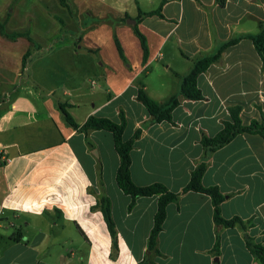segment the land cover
Here are the masks:
<instances>
[{"label":"crops","instance_id":"crops-1","mask_svg":"<svg viewBox=\"0 0 264 264\" xmlns=\"http://www.w3.org/2000/svg\"><path fill=\"white\" fill-rule=\"evenodd\" d=\"M54 1L53 13L59 11L70 29L64 42L35 53L24 69L22 60L13 64L0 53V151L10 160L0 165V264H140L146 258L149 264H261L246 245L251 237L264 246L261 135L239 134L214 151L202 179L225 195L222 217L241 219L247 231L220 228L217 254L212 200L188 191L167 206L156 254L148 251V240L158 197L138 198L129 210L131 197L116 182L113 135L81 127L90 116L118 122L123 111L124 139H130L152 121L137 99V81L143 79L152 99L166 102L196 61L234 38L260 32L264 0H72L77 19ZM156 11L138 25L149 48L143 63L127 20ZM16 14L7 23L11 29L19 22ZM79 32L82 42L76 44ZM19 41L6 42L18 49ZM197 85L203 100L180 97L173 123H150L135 142L130 172L137 186L160 183L180 192L204 154L202 133L217 135L232 120L229 107H241L244 125L264 124V66L250 39L227 47ZM60 105L77 128L66 122ZM102 198L111 203L116 250Z\"/></svg>","mask_w":264,"mask_h":264},{"label":"trees","instance_id":"trees-1","mask_svg":"<svg viewBox=\"0 0 264 264\" xmlns=\"http://www.w3.org/2000/svg\"><path fill=\"white\" fill-rule=\"evenodd\" d=\"M15 1V0H14ZM7 9L3 19H0V36L9 41H16L19 38H26L30 43H34L31 32L32 30H20L14 32H8L6 29V24L12 16L13 8L15 2ZM58 3L66 8L73 19H77V8L72 0H57ZM160 11L141 13L137 18L135 25L131 26V29L135 36L139 39L141 47L143 50V63L147 62L149 57V48L147 44L146 37L139 30V23L141 17L151 15L153 13H159ZM62 27H65V23L61 18H57ZM104 20H99L103 23ZM123 22L126 20L123 19ZM250 39L256 50L258 51L260 57L263 61L264 66V24L257 34L245 35L242 37L234 38L223 45H221L217 51L210 56H206L194 63L193 68L188 75L182 78L180 89L178 93L171 96L166 102L160 103L152 99L147 91L143 79L137 81V99L142 102L146 107L149 114L152 116L151 122H145L140 128H138L132 137L128 140L124 139V132L127 125V120L123 111H120V120L118 122L113 121L106 117H96L90 116L86 122L82 125L81 129L83 131L93 130H105L113 135L114 147L119 156V167L116 172V182L119 188L127 195L131 197V203L129 205V210H132L136 200L141 197H158V207L157 212L154 217V225L148 240V251H153L159 254L157 249V241L160 232L163 230V224L166 219V209L171 203H177L182 194L188 191L199 192L210 196L213 205V219L217 226L216 232V243L215 251L218 254L220 245V228H233L239 227L244 232L247 231L248 226L239 218L225 219L221 214V204L225 200V195L221 193L217 187H206L203 185L202 179L206 169L209 165V160L211 154L227 145L234 137L239 134H259L264 138V124L257 121H252L249 125L242 124L240 119L241 107L234 106L229 107V112L231 114L232 120L224 122L221 131L214 137H210L205 133H202L200 143L204 149V154L202 158L197 162L195 169L191 172L189 183L180 192H171L163 184L155 183L148 186H137L131 178V151L134 147L135 142L142 136L144 129L150 123H161L169 122L173 123L172 113L174 109L180 104V97L188 100H203L204 96L201 90L198 88L197 80L200 74L204 73L212 64L218 62L224 50L236 44L241 38ZM114 43L118 50L121 59L127 63L128 60L124 54L123 48L114 33ZM30 55L28 50L22 59V68L24 69L27 65V59ZM60 109L65 117V120L71 126L77 128L78 125L73 121L70 114L66 112L65 107L60 105ZM100 208L103 211L104 219L107 223L110 235L113 241V248L116 250L118 248V237L116 226L112 217L111 203L108 198H102L100 201ZM246 245L254 257L259 260L261 264H264V246L257 244L251 237H247ZM149 260L146 258L140 264H149Z\"/></svg>","mask_w":264,"mask_h":264},{"label":"rangeland","instance_id":"rangeland-1","mask_svg":"<svg viewBox=\"0 0 264 264\" xmlns=\"http://www.w3.org/2000/svg\"><path fill=\"white\" fill-rule=\"evenodd\" d=\"M14 0H0V19H3L7 9L13 4ZM15 0L13 15L16 14L18 21H14L12 24V29L6 24L7 30H16L17 27H21L19 30L31 29V35L34 40V43H29L25 38H20L19 48L12 47L10 44H7L4 38L0 36V53L9 54V58L6 57L8 62L16 64L17 60L21 63L23 59L22 55L25 54L28 50L30 55L27 59V66L32 63V59L35 53L48 52L50 48H53L60 43L64 42L66 36L68 35L69 27H62L61 24L57 21H53L50 17L60 18L57 14H61L59 11L54 12L53 3L54 0H44L43 2L38 0ZM35 15V17H33ZM22 22H21V21ZM125 23V22H123ZM76 25L73 27L75 28ZM131 27V25H129ZM9 32V31H8ZM83 34L79 32L74 41L76 44H81ZM13 51V52H11ZM41 52V53H42ZM20 56V57H18ZM24 56V55H23ZM3 58V56H0Z\"/></svg>","mask_w":264,"mask_h":264},{"label":"built area","instance_id":"built-area-1","mask_svg":"<svg viewBox=\"0 0 264 264\" xmlns=\"http://www.w3.org/2000/svg\"><path fill=\"white\" fill-rule=\"evenodd\" d=\"M9 158L4 156V154L0 151V165H5L9 162Z\"/></svg>","mask_w":264,"mask_h":264},{"label":"water","instance_id":"water-1","mask_svg":"<svg viewBox=\"0 0 264 264\" xmlns=\"http://www.w3.org/2000/svg\"><path fill=\"white\" fill-rule=\"evenodd\" d=\"M127 24H128V25H131V26H132V25H135V24H136V20L128 19V20H127Z\"/></svg>","mask_w":264,"mask_h":264}]
</instances>
